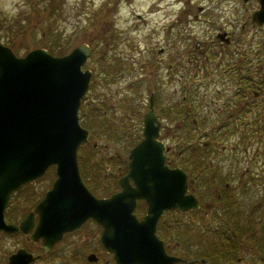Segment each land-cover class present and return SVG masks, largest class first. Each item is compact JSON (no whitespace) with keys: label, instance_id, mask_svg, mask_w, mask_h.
Instances as JSON below:
<instances>
[{"label":"rangeland","instance_id":"obj_1","mask_svg":"<svg viewBox=\"0 0 264 264\" xmlns=\"http://www.w3.org/2000/svg\"><path fill=\"white\" fill-rule=\"evenodd\" d=\"M52 3L0 0V39L17 54L34 47L48 48L49 43L64 53L83 41L91 45L83 67L92 69V77L79 115L88 121L95 112L92 107L101 106L89 120L91 137L84 149L92 148L91 160L84 167L92 190L101 195L116 189L112 173L116 174L121 163L126 164L138 135L139 103L142 100L146 105L149 92L145 82L152 78L154 70L160 72V95L165 103L178 100L177 110L181 112L186 104V98L181 99L187 95L186 88L199 91L201 102L192 108L199 123L197 130L161 132V138L172 146L170 155L176 161L180 160V149L185 148L188 165L194 167L190 190L201 201L197 209L177 211L175 216L171 214L172 218L168 212L164 217L174 221L173 236L170 237V227L162 234L167 251L190 260L175 264H197V255L203 249L217 253L214 264H264V24L251 19L257 0ZM221 30L228 31L229 43L217 37ZM220 60L235 68L241 64L243 70L250 72L252 83L241 85L240 90L234 81H221L227 75L233 77V71L225 74L203 70L206 63L212 67ZM235 88L240 98L237 107L241 104V108L236 119H228L224 125L227 109L223 104H227ZM95 118L102 122L101 126L92 121ZM180 122L167 121L171 128ZM104 161L109 165L106 168ZM54 174L55 166L50 165L30 190L44 189ZM224 227L228 231L224 232ZM99 231L92 221H87L55 251L65 255L66 264H74L72 253L78 248L79 239L97 238ZM227 236L232 241L230 250L222 246L229 241ZM24 243H29L24 235H1L0 253ZM57 259L55 254L43 264Z\"/></svg>","mask_w":264,"mask_h":264},{"label":"water","instance_id":"obj_2","mask_svg":"<svg viewBox=\"0 0 264 264\" xmlns=\"http://www.w3.org/2000/svg\"><path fill=\"white\" fill-rule=\"evenodd\" d=\"M258 3L251 19L262 25L264 0ZM224 36L225 32L217 33L228 42ZM90 52L91 46L81 42L63 54L35 47L17 55L0 41V229L31 228L33 212L19 223L6 222V204L14 189L55 165L56 176L34 208L38 222L31 232L33 239L42 238L45 249L91 217L101 225V242L117 264L185 261L166 251L156 223L166 209L186 210L200 203L188 192L186 171L166 162L167 147L159 137L151 97L143 136L128 153L127 171L118 179L120 188L98 197L81 176L77 150L89 130L81 125L78 110L92 74L89 67L83 68ZM138 198L147 202L141 218L133 212ZM19 255L24 256L23 264L33 257L19 248L7 264H15Z\"/></svg>","mask_w":264,"mask_h":264},{"label":"flooded vegetation","instance_id":"obj_3","mask_svg":"<svg viewBox=\"0 0 264 264\" xmlns=\"http://www.w3.org/2000/svg\"><path fill=\"white\" fill-rule=\"evenodd\" d=\"M219 32H225L224 37L229 38V41H230V36L228 34V31L221 30V31H218L217 33H219ZM222 41L220 43H223ZM229 41H228V43H229ZM224 42H226V41H224ZM161 50L162 49H159L158 51H161ZM15 53L17 54V52H15ZM17 55H22V54H17ZM212 65L213 66L211 67L210 64L206 63L203 67V70H205L206 72H210V73H212L215 70V71H217V73H225V74H231L232 71L234 72V73H232L233 77H231V75H227L225 78L223 77L221 79V81L223 83H226V82L229 83L231 81H234L233 83L236 84L238 86V89H240V90H242L241 85L249 86L250 83H252V76L249 74L250 72L246 71V69L243 70V66L241 64H238L235 68L234 64L228 65L227 62H223L222 60H220L216 63H212ZM159 68L160 67L157 66V69H159ZM170 68H171V64H169V67L167 68L168 71L171 73ZM172 70H174L173 67H172ZM153 72L155 73V75ZM153 72H152V78L148 79V81L145 82L147 84L148 91H149L146 105L144 104V106H143L142 100L139 103L140 106L138 109V116H139L140 122H141V124L139 125L141 130L143 129V126H144V114L146 113L147 110H149V102H150L149 99H150V97L152 98L153 110H154V113L156 115V122L155 123H157V122L159 123V129L158 130L160 133V135H159L160 137H161V132H171V131L176 132V131H181V130H186V131L190 132V131L197 130L199 123H198V120L192 114V112H193L192 108L196 107L198 105H201V102L199 101V98H200L199 97V91H197L196 89H194L192 91V90H188L186 88L187 95H183L181 97V99L186 98V104H185L184 108H182V111L178 112V110H177V104L179 103L178 100H174L173 102L165 103L164 99L160 95L161 80L163 79V75L162 74L160 75V72H156L155 70ZM181 76L182 75H180L178 77L180 78ZM230 78H233V80ZM262 78H263V76H262ZM263 81H264V79H263ZM138 83L141 84V82H138ZM259 86H256V87H259ZM253 93H256L255 90H253ZM234 97H236V98L233 99ZM238 97H239V93H238V90L235 88V90L228 96V99L226 101L227 104H225V103L223 104L224 107L227 109L226 110V112H227L226 113V119L224 120V123H223L224 125H225V123L228 124V119H231V118H233V120L236 119L238 112L240 111V108H241V104L237 107L238 101L240 100V98H238ZM142 107H143V109H142ZM190 116H192V117L190 118ZM116 120H118V119H116ZM179 120L181 121L180 124H176L172 128H171V124L167 123V121L171 123L172 121L176 122ZM220 128L221 127H219V129ZM205 143L206 142H204V145H205ZM166 145L169 146V148L167 150V153H168L171 150L172 146L169 144H166ZM183 151H184L183 148L180 149L178 154L181 155V153ZM127 161H128V159L126 160V170H127ZM125 171L122 172L121 174L125 173ZM121 174L118 175V177L116 178L117 186H116L115 190H112L109 193L101 194V195H98L96 192H93V191L92 192L94 194H96L97 196H107V195L111 194L112 192L118 190L119 189L118 179L121 176ZM42 176L43 175H41V177L23 182L19 187H17L16 189H14L11 192V197H10L8 203L6 204L5 211H4L5 221L6 222L19 223L25 216H27V214L29 212H33L32 213L33 214L32 215V221L33 222H32L31 228H29V230L26 232L21 230V229L13 231V232H7L3 229H0V236L3 235L4 237H7V236H10L13 234H17V235H21V236L24 235L26 237L27 241L29 242L28 244L24 243V245L16 246L13 250L9 251L8 253H6V252L0 253V264H7L9 261V257L13 253H15L19 248H24L26 253L29 252V253H32V255H33L32 258H30L29 260L26 261V264H43L47 260V258L51 259L53 256H55V254L58 255L59 259H57L55 262H54V260L51 261V264H66L65 255L63 253H61L60 251L59 252L55 251V249L57 248V246H59L64 241L65 238H67L68 235H70L72 232L76 231L77 229L81 228L87 221H92L95 226L100 228V231L98 232L97 238L95 236H92V237L88 238L87 241H85L87 238L86 239H82V238L79 239L78 248L76 249V251H74L72 253V259L75 258V262H76L74 264H87V263L88 264H116L114 262V259H113V254L111 252L107 251L101 242V239H100V234H101V230H102L101 225L99 223H97L91 217L87 218L78 228L64 232L60 238H58L57 240H55L52 243V245L50 246L49 249L44 248V246L42 244V238L33 239L31 237V232L34 230V228L38 222V213L36 211H34V208H35L36 204L38 203V201L44 196L46 190L51 186L56 175H54L53 178H50V181H47L44 184V185H46V187L44 189L30 190L34 184H36L39 180L42 179ZM192 178H193L192 175H188L189 187L191 186ZM129 182L133 184V179L130 178ZM226 184L227 183H225V185ZM224 190H226L225 187H224ZM217 196L219 198H221L222 194L218 193ZM197 198L200 200V198L198 196H197ZM16 203H18L17 206L15 205ZM227 207H228V205H227ZM146 209H147V202L145 201V199L144 198H138L136 200L133 212L136 214V216L138 218H141L143 216V214L146 212ZM177 211H179V210L176 207L166 209L162 212L159 219L157 220L156 233L159 237H161L163 239V241L166 240L162 237L163 231L166 232L168 230V227H170V237H171V236H173L172 229H174L173 219L170 222L169 220L167 221L166 218H164V217L167 215L168 212H170V216L172 218L171 214H173L175 216V213ZM9 214H12L11 216H13L14 218H8V217H10ZM246 220L248 221L249 219H246ZM85 234H86V237L90 236V234H88V233H85ZM164 245H165V248L167 250V244H165V242H164ZM90 254H93L94 258L89 259ZM200 259L204 260L203 258H200ZM188 261H190V260H188ZM23 262H24V256L23 255L17 256V258L14 260L15 264H23ZM82 262H84V263H82Z\"/></svg>","mask_w":264,"mask_h":264},{"label":"trees","instance_id":"obj_4","mask_svg":"<svg viewBox=\"0 0 264 264\" xmlns=\"http://www.w3.org/2000/svg\"><path fill=\"white\" fill-rule=\"evenodd\" d=\"M50 2L52 3V0H50ZM53 4V3H52ZM51 4V5H52ZM50 5V6H51ZM2 36H3V34H2ZM1 38V37H0ZM7 42V41H6ZM48 46V50L50 51V52H52V53H54V54H63L64 52H62V49H60V47L59 46H57V47H54L53 45H51L50 43L47 45ZM84 99V98H83ZM85 102H84V100H83V102L81 103L82 104V106H83V104H84ZM87 104V103H86ZM92 110H94L93 112H94V114L92 113V115H91V117L92 116H94V115H96L98 112H99V110H101V106L100 105H95L94 107H92ZM102 110H105L104 108L102 109ZM102 116L104 115V111H102L101 113H100ZM80 116V122H81V124L84 126H86V128H88L89 129V131H90V126L88 125L89 124V120L91 119V117H90V119L87 121V120H85L84 119V117L82 116V115H79ZM98 116V115H97ZM92 121L97 125V126H101V123L102 122H100L97 118H95V119H92ZM123 125H125L124 124V122H123ZM84 126V127H85ZM90 137H91V134H90ZM139 138H141V128L139 127V130H138V135L136 136V139L133 141V144L132 145H134L135 144V142L139 139ZM89 142V139L87 140V141H85V142H83V143H81L79 146V148H78V163H79V166H80V169L82 170V177H83V179H84V181H85V183L86 184H88L89 185V187L92 189V186L90 185V183L88 182V178H89V175H86V173H85V171H84V167H85V165L87 164V162L88 161H90L91 159H90V157H91V155H92V148L91 147H87V150L85 151L84 149H85V146H86V143H88ZM94 144L96 145V143L94 142ZM91 146L94 148V146L92 145V143H91ZM83 147V148H82ZM167 161L171 164V165H181L187 172H188V174L189 175H191L192 174V167H193V165L192 166H190V165H188V164H190L189 162H188V158H187V154H186V151H185V148H184V151L181 153V155H179V161H176L177 159H174V157L173 156H171L170 155V151L167 153ZM119 156V154L117 155V157ZM176 161V162H175ZM177 162H179V163H177ZM195 163H197V161H194ZM105 163H107L106 161H104V166H105ZM108 164V163H107ZM106 168V167H105ZM200 168V167H199ZM116 170H118L117 172H116V174H118V175H120L122 172H124L125 170H126V164L124 163V165L121 163L119 166H117V169ZM121 170V171H120ZM193 170H194V167H193ZM115 173H112V175H114L113 176V180L115 181V184H116V178L118 177V175H116ZM231 198V197H230ZM179 210V209H178ZM178 212H184V211H182V210H179ZM233 225H235L234 223H232ZM235 228L234 229H237V230H239V227L238 226H234ZM225 228V231L224 232H226V230L228 231V229L226 228V227H224ZM232 228V227H231ZM231 231L233 232V229H231ZM240 231V230H239ZM234 232H236V231H234ZM227 238V240H229V236H227L226 237ZM227 243H225V241H223V243H225L224 245H222L224 248H226V249H229L230 250V245L232 244V241H226ZM228 246V247H227ZM201 253H199L197 256H198V258H204L205 260H207V263H211V264H214V262L213 261H215L216 259H217V253L216 252H209V251H206V249H203V250H201L200 251ZM197 264H205V261L204 260H201V259H199V261H198V263Z\"/></svg>","mask_w":264,"mask_h":264}]
</instances>
